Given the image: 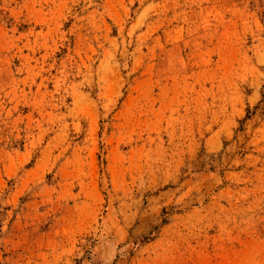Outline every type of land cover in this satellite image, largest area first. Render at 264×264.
Listing matches in <instances>:
<instances>
[{"label":"rangeland","instance_id":"obj_1","mask_svg":"<svg viewBox=\"0 0 264 264\" xmlns=\"http://www.w3.org/2000/svg\"><path fill=\"white\" fill-rule=\"evenodd\" d=\"M0 264H264V0H0Z\"/></svg>","mask_w":264,"mask_h":264}]
</instances>
